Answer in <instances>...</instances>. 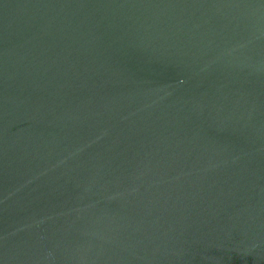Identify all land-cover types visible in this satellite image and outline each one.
<instances>
[{
	"label": "water",
	"instance_id": "95a60500",
	"mask_svg": "<svg viewBox=\"0 0 264 264\" xmlns=\"http://www.w3.org/2000/svg\"><path fill=\"white\" fill-rule=\"evenodd\" d=\"M0 264H264V0H0Z\"/></svg>",
	"mask_w": 264,
	"mask_h": 264
}]
</instances>
